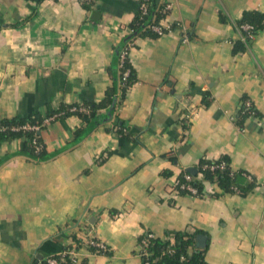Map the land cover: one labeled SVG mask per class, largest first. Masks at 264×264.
I'll use <instances>...</instances> for the list:
<instances>
[{"label": "crops", "instance_id": "crops-1", "mask_svg": "<svg viewBox=\"0 0 264 264\" xmlns=\"http://www.w3.org/2000/svg\"><path fill=\"white\" fill-rule=\"evenodd\" d=\"M163 1L172 8L162 24L178 28L135 40L137 81L117 107L137 141L98 125L73 144L84 124L70 116L42 132L46 160L21 139L0 145V264H42L91 237L111 254L82 247L78 264H142L145 234L195 231L208 264H264V28L233 53L236 22L264 13V0ZM140 10V0H0V118L101 102ZM245 99L258 115L239 122ZM222 158L258 187L179 193L183 172Z\"/></svg>", "mask_w": 264, "mask_h": 264}, {"label": "trees", "instance_id": "trees-1", "mask_svg": "<svg viewBox=\"0 0 264 264\" xmlns=\"http://www.w3.org/2000/svg\"><path fill=\"white\" fill-rule=\"evenodd\" d=\"M141 4H147V12L142 10L136 15L132 23V32L128 35L123 44L118 48V55L120 57V67L117 72H114V83L105 94V98L99 102H86L81 105H62L59 110L50 112L48 119H64L70 116H78L83 126L78 128L74 133L73 144H76L83 140L96 126L98 125H110L106 129L108 131H115L124 140H138L134 138V135L129 131L126 123L117 115V107L124 99L127 91L136 83L137 75L134 67L131 64L130 58L127 57L121 65V56L125 50H129L134 42L139 38H157L159 35L152 29L153 26L161 25L164 20L169 16V12L165 11V2L163 0H140ZM86 5V4H84ZM252 26L253 30H246L244 26ZM171 31L178 28L177 25L170 24ZM236 30L239 32V39L234 42V54L245 52L251 44V39L256 36L264 28V13L258 11L245 12L241 20L235 24ZM168 34V31L164 32V35ZM252 36V38H251ZM115 71V69L113 70ZM126 74V75H125ZM121 89V95L119 91ZM249 99H245L247 101ZM203 101L206 107L211 104V94L205 93ZM253 115L257 116L258 112L252 106ZM251 117L250 114H242L240 112L238 121L242 122L245 119ZM45 120V116L35 114L31 117H14V118H0V126L6 127L4 131H0V145L4 142H11L16 139L23 140V152L29 154L37 160H46L49 155L46 152L45 143L42 139V132L47 127L42 126ZM53 120L50 122L52 123ZM25 125L42 126L40 131H14V127H22ZM185 129L188 128L184 124ZM33 140H37L38 144L42 146L40 151L36 150V146L33 144ZM225 163V167L221 168L220 165ZM201 174L202 178H198ZM185 173L183 172L178 180V191L181 195L191 194L186 189H182L181 185L189 184L191 187L197 190L196 197L204 196L205 183H215L223 193H240L246 194L252 191L253 188L258 187L257 181L245 171H235L230 164L228 158H222L218 161H210L207 159L201 160L198 165V174L192 176L191 182H187L184 179ZM202 232L195 231L189 232H175L168 233L166 238L161 239L154 236L152 233L145 234L140 239V246L142 242L146 241L147 245L144 246V250L147 254L141 255L142 264H208L206 261V252L208 249V243L205 246L197 247V238L202 235ZM153 235V238H150ZM174 239V243H171L170 239ZM75 239V243L65 248L62 252L71 250L74 246L82 243L81 239ZM86 248L99 255H110L111 252H101L97 248L87 245ZM61 252V253H62ZM61 254L50 256L48 258H56L59 264H71V258L66 255L61 257ZM47 258V259H48ZM47 259L42 264H47Z\"/></svg>", "mask_w": 264, "mask_h": 264}, {"label": "built area", "instance_id": "built-area-1", "mask_svg": "<svg viewBox=\"0 0 264 264\" xmlns=\"http://www.w3.org/2000/svg\"><path fill=\"white\" fill-rule=\"evenodd\" d=\"M81 1L84 2V3H87V4H93L97 0H81ZM171 8H172L171 4H167L164 7L165 11H167V12H170ZM147 9H148L147 4L142 3L141 4V10L144 13H146ZM243 28L246 29V30H253V27L252 26H248V25L244 26ZM152 29L154 31H156L159 35H164V32H166V31H168V33L172 32L170 24H168V25L161 24V25H158V26H153ZM183 32H184V34H183L184 40H187L188 36L185 33V31H183ZM251 38H252V36H251ZM131 48H132V46L129 48V50H125L124 53L122 54V56H121V65H123L124 60L127 57H129V53H130ZM251 108H252V102L250 100H247L243 104L241 113L242 114H250L251 117H253L254 115H253V111H252ZM190 117H191V114L186 115V118L188 120L190 119ZM52 120H53L52 118L44 120V123H43L42 126H46V125L50 124V122ZM42 126L25 125V126L17 127V128L14 127V128H12V130H14V131L25 130V131L38 132V131H40ZM6 129H7L6 127L0 126V131H4ZM33 144L36 146V150L37 151H40L42 149V146L38 144L37 140H33ZM225 165H226L225 163H222L220 165V167L223 168V167H225ZM184 179L187 182H191L192 175H190L189 173H186L184 175ZM181 188L188 190L193 195L197 194V190L195 188L191 187L189 184L181 185ZM150 238H153V235H151ZM87 245H90L91 247L97 248L98 250H100L103 253H106V252L110 251V248L107 247L103 242L91 237V238L87 239L84 243H81L80 246H74L71 250L60 253L61 254L60 256L63 258L66 255H68V257L71 258V264H78L80 249L82 247H86ZM146 245H147V242L143 241L142 242V246H140V255L147 254V252L143 249L144 246H146ZM47 264H59V261L56 258L51 257V258L47 259Z\"/></svg>", "mask_w": 264, "mask_h": 264}, {"label": "water", "instance_id": "water-1", "mask_svg": "<svg viewBox=\"0 0 264 264\" xmlns=\"http://www.w3.org/2000/svg\"><path fill=\"white\" fill-rule=\"evenodd\" d=\"M124 43H125V41H124ZM186 172L189 173L190 175L195 176L198 173V170L196 168L191 167V168H188L186 170Z\"/></svg>", "mask_w": 264, "mask_h": 264}]
</instances>
